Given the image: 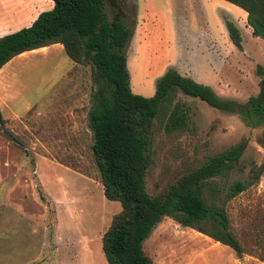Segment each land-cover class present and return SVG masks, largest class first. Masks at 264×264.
<instances>
[{"label":"rangeland","instance_id":"1","mask_svg":"<svg viewBox=\"0 0 264 264\" xmlns=\"http://www.w3.org/2000/svg\"><path fill=\"white\" fill-rule=\"evenodd\" d=\"M43 1L45 7L36 0H0V35L28 26L50 7L51 0ZM117 3L132 28L124 54L133 93L150 97L167 68L223 99L241 103L257 92L255 66H264V41L250 34L239 7L225 0ZM223 18L238 27L240 49ZM47 50L24 53L0 70L1 116L21 142L0 132V264H106L100 237L120 204L103 196L93 165L86 120L90 69ZM178 99L188 129L165 133L163 118L153 119L146 191L155 194L208 155L245 139L240 159L221 180L224 189L234 181L246 185L225 203L228 229L244 252L237 256L167 216L143 240V251L153 264H264V148L258 142L264 123L250 128L234 112ZM251 168L259 170L256 179L249 177Z\"/></svg>","mask_w":264,"mask_h":264},{"label":"trees","instance_id":"2","mask_svg":"<svg viewBox=\"0 0 264 264\" xmlns=\"http://www.w3.org/2000/svg\"><path fill=\"white\" fill-rule=\"evenodd\" d=\"M28 26L0 36V67L12 57L53 43L62 46L74 63L87 65L93 88L86 112L91 134L90 151L102 194L120 204L100 237L106 264H153L143 240L163 216L231 248L244 250L228 229L225 203L246 185L234 181L225 189L222 179L240 159L245 139L208 155L155 194L145 188L151 162L149 147L154 118H163L165 133L188 129L189 118L178 96H189L224 112L238 114L244 125L264 123V66L257 64V92L244 102L218 97L212 88L167 68L154 81L150 97L135 94L129 86L124 49L132 28L117 0H51ZM245 12L250 34L264 41V0H225ZM230 42L241 48L238 27L223 18ZM0 132L12 143L21 142L4 126ZM264 148V129L258 137ZM259 170L251 168L250 178ZM222 180V181H221ZM42 199V196L40 195Z\"/></svg>","mask_w":264,"mask_h":264},{"label":"crops","instance_id":"3","mask_svg":"<svg viewBox=\"0 0 264 264\" xmlns=\"http://www.w3.org/2000/svg\"><path fill=\"white\" fill-rule=\"evenodd\" d=\"M42 3H44L45 4V2H42ZM43 4V5H44ZM46 5V4H45ZM45 5H44V7H45ZM48 5V4H47ZM50 7L48 8V9H50L51 8V6H52V1H51V5H49ZM223 27H224V25H223ZM225 30V29H224ZM15 31V30H14ZM226 31V30H225ZM12 32V31H11ZM1 36V35H0ZM44 48H47L48 50H47V52L46 53H44V54H55L56 56H58L59 54H61V53H63V50H62V46H61V44H59V43H53V44H50V45H47V46H44V47H40V48H36V49H32V50H28V51H24V52H22V53H20V54H18V55H16V56H14V57H12L9 61H7L5 64H3L1 67H0V70L2 69V67L4 66V65H6L7 63H9L10 61H12L13 59H15L16 57H19L20 55H22V54H24V53H30V52H35V51H39V50H41V49H44ZM44 54H41V55H44ZM68 58V57H67ZM68 63H70V60H69V62ZM70 65V64H69ZM3 102V100H0V103H2ZM3 106V105H2ZM3 108H0V114L1 115H3V113H2V110ZM7 111H9L8 109H7ZM10 112H12L13 113V111H11L10 110Z\"/></svg>","mask_w":264,"mask_h":264},{"label":"bare ground","instance_id":"4","mask_svg":"<svg viewBox=\"0 0 264 264\" xmlns=\"http://www.w3.org/2000/svg\"><path fill=\"white\" fill-rule=\"evenodd\" d=\"M37 1V3H39V4H41L42 2H45V1H43V0H36ZM44 4V3H43ZM43 4H41V6L40 7H44V5Z\"/></svg>","mask_w":264,"mask_h":264}]
</instances>
